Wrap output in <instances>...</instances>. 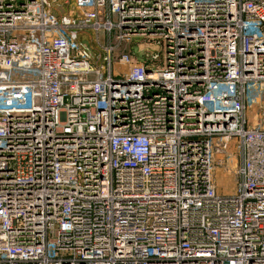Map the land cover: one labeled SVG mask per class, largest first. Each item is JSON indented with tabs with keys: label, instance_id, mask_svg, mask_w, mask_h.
Masks as SVG:
<instances>
[{
	"label": "built area",
	"instance_id": "2783aa9c",
	"mask_svg": "<svg viewBox=\"0 0 264 264\" xmlns=\"http://www.w3.org/2000/svg\"><path fill=\"white\" fill-rule=\"evenodd\" d=\"M256 89L264 0H0V264H264Z\"/></svg>",
	"mask_w": 264,
	"mask_h": 264
},
{
	"label": "rangeland",
	"instance_id": "374dc122",
	"mask_svg": "<svg viewBox=\"0 0 264 264\" xmlns=\"http://www.w3.org/2000/svg\"><path fill=\"white\" fill-rule=\"evenodd\" d=\"M23 36L17 35L18 39H22ZM85 42L88 43L90 47H92L94 54L98 55L101 53L99 50L98 46L95 45L94 43L89 42V37H85ZM113 40V35L110 37L102 35V32L99 33V41L100 43L104 42V45L107 43L110 44ZM157 47V48H156ZM160 46L157 44L156 40L151 39L149 37H138V38H132L129 41H125L122 43V45L119 47L118 52H127L131 55L132 59L134 61H137L139 63L144 62L145 60L148 61V56L151 55L152 53H157L158 50H160ZM163 51L160 50L159 52V59L157 64L162 65L164 62L163 59ZM114 72H118V68L114 66ZM264 97V89H256L253 90L251 93L252 97H257V96H262ZM260 102L264 103V100L261 99ZM260 121L258 115L256 114V120L253 122L250 121V123H258ZM257 125V124H256ZM214 152V147L212 146V157H211V180H212V185L218 189L219 191H230L234 187L235 183V175H234V170L229 171V170H224L221 169L215 164V157L213 156Z\"/></svg>",
	"mask_w": 264,
	"mask_h": 264
}]
</instances>
